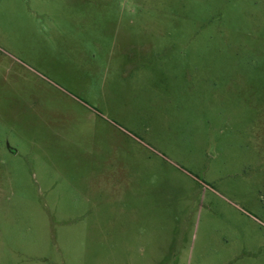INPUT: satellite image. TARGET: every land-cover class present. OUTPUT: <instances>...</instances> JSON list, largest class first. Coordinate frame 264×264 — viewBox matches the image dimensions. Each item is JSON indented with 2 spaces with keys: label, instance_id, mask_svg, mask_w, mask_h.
Here are the masks:
<instances>
[{
  "label": "rangeland",
  "instance_id": "rangeland-1",
  "mask_svg": "<svg viewBox=\"0 0 264 264\" xmlns=\"http://www.w3.org/2000/svg\"><path fill=\"white\" fill-rule=\"evenodd\" d=\"M0 264H264V0H0Z\"/></svg>",
  "mask_w": 264,
  "mask_h": 264
}]
</instances>
